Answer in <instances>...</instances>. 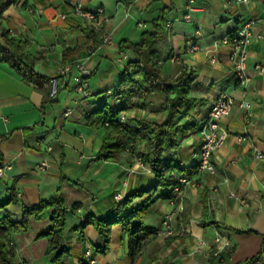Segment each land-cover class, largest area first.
<instances>
[{
  "label": "crops",
  "instance_id": "1",
  "mask_svg": "<svg viewBox=\"0 0 264 264\" xmlns=\"http://www.w3.org/2000/svg\"><path fill=\"white\" fill-rule=\"evenodd\" d=\"M73 1L89 10L104 9L103 26L113 33L114 45H104L101 35L92 33L94 28L72 13ZM190 1L0 0L8 4L0 17V34L18 40L24 52L38 58L37 73L54 78L65 64L74 61L84 62L92 69L88 77L90 98L80 97L71 84L61 83L57 101L42 109L43 92L0 63V136L4 137L0 139V156L1 166L9 165L0 176V221L6 217L20 220L24 205H36L59 193L68 208L63 238L67 252L56 264H77L87 248L92 249L96 264H244L262 249L264 161L257 160L255 153H264V75L255 67L264 65V0L231 7L227 0H194V22H173L172 27H166L160 42L165 80L176 77L177 65L198 76L191 97L200 105L193 109L190 118L181 121L182 143L171 157L183 169L182 176L194 182L185 189L183 212L178 210V201L163 200L162 191L145 193L123 204L127 197L150 188L156 175L134 154L124 152L116 160L103 156L106 137L110 145L115 137L110 136L113 131L103 121L113 102L107 91L119 85L122 74L115 64L120 42L138 43L161 9H169L167 21L174 20L187 11ZM59 14H67V18L54 21ZM248 21L254 23V35L262 38H256L250 46L248 73L252 82L241 89L234 82L229 49L214 46ZM138 23L143 27L139 28ZM198 29L204 33L198 40L203 50L189 53L187 45L197 40ZM88 49L94 52L90 54ZM213 55L216 63L211 62ZM226 90L238 101H249L251 123H246L245 113L238 106L234 107L221 120L228 137L215 153L217 173L199 174L196 165L200 160V122L218 94ZM150 101L149 108L129 110L127 117L163 123L168 114L157 111L163 99L152 95ZM41 139L45 143L41 144ZM47 144L52 146V152L47 151ZM42 163L49 167L39 169ZM12 193L15 200L3 206ZM141 204H146L147 209L134 222L156 231L165 215L174 214L178 233L171 238L155 233L143 236L140 244L144 246L138 257L130 255V236L123 224L111 227L105 252L97 250L103 242L93 224L86 227L84 235L77 230L87 218H104L118 208L122 214L131 213ZM49 218L50 212H46L41 221L30 220L28 231H9L10 242L20 250L21 263L54 264V256L46 255L47 240L38 238L47 232ZM142 234L139 232L138 236ZM217 237H227L231 246L220 252Z\"/></svg>",
  "mask_w": 264,
  "mask_h": 264
},
{
  "label": "trees",
  "instance_id": "2",
  "mask_svg": "<svg viewBox=\"0 0 264 264\" xmlns=\"http://www.w3.org/2000/svg\"><path fill=\"white\" fill-rule=\"evenodd\" d=\"M7 7L8 4L0 3V17ZM161 10L157 20L153 21L151 29L141 34L138 43L127 40L120 42V49L130 51L133 58L122 71L119 85L111 90L112 93L107 91L113 102L108 106V114L104 118L103 124L113 131L110 136L115 134V137L111 139V145L106 137L103 146L104 158L116 160L122 153L129 152L141 159L143 164L149 165L156 175V180L150 188L143 189L124 199L123 204L126 205L134 197L158 191L163 192L160 196L163 200H179L176 189L179 186V180L187 176H182L183 169L171 157L175 149H178L182 143L179 137L182 129L181 121L190 118L193 109L200 105L196 99L191 97L193 84L198 78L197 74L183 65H177L176 77L165 80L162 75L159 62L163 53L159 45L166 31L169 9ZM105 29L103 26L102 31L98 34L102 36ZM94 32L95 29L92 30V33ZM37 61V57L21 49V43L18 40L5 33L0 34V63L7 64L24 82L37 86L43 92L42 109H44L48 103L57 101L60 88L58 86L56 94L52 96V84L50 82L53 78L45 77L36 72ZM152 95H158L163 99V102L157 107V111L168 114L163 123L128 117L125 122L119 120L122 112L149 108L152 105L150 101ZM0 139H4V137L0 136ZM1 165L2 157L0 156ZM15 198L16 196L12 193L11 198L3 206L11 204ZM24 207L23 216L20 220L6 217L0 221V264H17L15 249L9 245V231L12 230L14 233L28 231L30 220L41 221L42 215L46 212H50V225L47 232L38 238L47 240L46 255L54 256L52 260L56 264L67 252L63 245L64 231L68 220L66 202L58 193L50 200L41 201L33 206L24 205ZM146 209V204H141L131 213L122 214L118 208L110 216L85 219L77 227V230L84 235L83 232L86 227L93 224L103 242V247H98L97 250L105 252L110 243L111 227L115 224H123L124 231L130 236V255L138 257L144 246L140 244L141 238L151 233L156 234L157 231L134 222L135 217H143L142 213ZM139 232L143 233L142 236H138ZM256 261H261L264 264V243L260 252L244 264H254Z\"/></svg>",
  "mask_w": 264,
  "mask_h": 264
},
{
  "label": "built area",
  "instance_id": "3",
  "mask_svg": "<svg viewBox=\"0 0 264 264\" xmlns=\"http://www.w3.org/2000/svg\"><path fill=\"white\" fill-rule=\"evenodd\" d=\"M251 0H227V5L229 7L234 4H246ZM190 6L187 11L184 12L182 16L177 17L174 20L167 21L166 27L170 28L174 24L173 22H194V17L192 11L194 10V0L190 1ZM71 11L73 14L84 18L87 23H89L97 32H101L103 25L105 24V12L104 9L98 8L96 10H89L84 7L81 2H72ZM67 14H59L54 18V21L59 19L65 20ZM139 28L143 27L142 23H138ZM254 23L252 21L245 22L242 24L236 31L226 35L222 39L215 42V48L227 47L230 51L228 59L234 69V82L236 87L245 89L248 88L252 82V78L248 73V60H249V49L254 40L262 38L261 35L255 36L253 33ZM197 40L191 41L187 45V51L189 53H196L202 51L203 47L198 41L200 37L204 35L201 29L196 30L195 32ZM102 42L104 45H114L115 40L113 33L106 29L102 34ZM215 51V50H214ZM92 49H88V53H93ZM118 55L115 59V64L123 71L127 67L130 60L133 58V55L130 51L119 50ZM208 53H211L208 51ZM211 62L216 63L217 59L215 55L211 57ZM162 64V61L159 62V65ZM256 71L264 75V65L258 64L255 67ZM92 74V69L88 67L84 62L74 61L65 64L60 70L56 77L50 82L52 84V96L57 92L58 86L63 84H71L76 94L84 99L90 98L92 95V90L89 86L88 77ZM114 88V87H113ZM109 89V93H112V89ZM238 106L245 113L246 123H251V113H250V103L245 98L237 100L234 94L228 90L221 92L216 97L215 101L210 105L206 117L200 122L199 134L201 138V143L199 147V163L197 164V172L199 174H215L216 167L214 165L215 153L224 145L228 137L227 131L222 127L221 120L229 116L234 109ZM71 110L67 111L69 115ZM127 119V112H122L119 116L121 122H125ZM7 122V119H4ZM108 125V123H106ZM238 139H242L241 136ZM40 143L43 144L45 141L40 140ZM47 151L52 152L53 148L51 145H46ZM129 151V150H127ZM255 158L259 161H264V153L261 151H256ZM141 164L142 161L139 159ZM49 167L48 163H42L39 165V169H45ZM9 165L0 166V176L3 174L5 169H8ZM194 182L188 178L184 177L179 180V186L177 187L178 191V210L183 212L185 208V189ZM216 191V190H214ZM234 197L235 195L232 194ZM95 199V197H94ZM241 202L246 205L245 200ZM165 219L162 222L161 226L156 229V234L163 236L165 238H171L177 235V229L174 225V214L165 215ZM218 244L219 251H223L226 248L230 247V240L227 237H217L216 241ZM77 264H96L97 259L93 254L92 249L87 248L82 256L77 260ZM254 264H262L261 261H256Z\"/></svg>",
  "mask_w": 264,
  "mask_h": 264
},
{
  "label": "rangeland",
  "instance_id": "4",
  "mask_svg": "<svg viewBox=\"0 0 264 264\" xmlns=\"http://www.w3.org/2000/svg\"><path fill=\"white\" fill-rule=\"evenodd\" d=\"M126 153H129V152H126ZM10 247H13L15 249V252H16V263L17 264H24V263H21L18 259V257L20 256V250L13 244V243H9ZM20 262V263H19Z\"/></svg>",
  "mask_w": 264,
  "mask_h": 264
}]
</instances>
